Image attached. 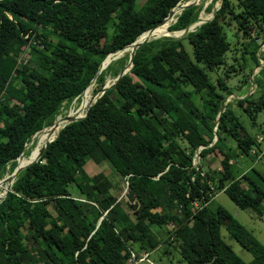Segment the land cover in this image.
<instances>
[{
	"label": "trees",
	"instance_id": "16d2710c",
	"mask_svg": "<svg viewBox=\"0 0 264 264\" xmlns=\"http://www.w3.org/2000/svg\"><path fill=\"white\" fill-rule=\"evenodd\" d=\"M184 1L0 0V178L63 103L116 76L128 60L123 47L140 32L177 7L160 28L183 29L136 46L85 115L59 127L15 174L0 199V264H130V247L146 252L142 259L154 251L161 264H264V243L209 205L221 190L264 219V171H232L238 156L264 151L255 138H264V0L208 3L211 15L190 29L202 2L177 6ZM37 29L45 50L31 40ZM60 31V46L47 41ZM102 160L125 181L120 198L108 176L89 168Z\"/></svg>",
	"mask_w": 264,
	"mask_h": 264
},
{
	"label": "rangeland",
	"instance_id": "374dc122",
	"mask_svg": "<svg viewBox=\"0 0 264 264\" xmlns=\"http://www.w3.org/2000/svg\"><path fill=\"white\" fill-rule=\"evenodd\" d=\"M142 1L143 0H135L136 6H139L142 3ZM188 1H191V0H188ZM194 2L195 3L202 2V6H201V8L198 12V15H197L198 19L194 21V25H195V24H198L201 20L206 19L207 17H209L211 15V11L204 10V6H206L208 3H211L212 7L216 8L218 6L219 0H194ZM169 16L170 15H168V17ZM173 19H174V17H173ZM193 26L190 25L189 28H192ZM179 32H180V30L169 31L167 29V32L161 33L160 35H163V34L175 35V34H178ZM158 35L159 34L149 35V37L150 36H158ZM63 37H64V35L61 31H60L59 36L56 35L55 33H50L47 36V41L53 45L60 46L63 42V39H64ZM31 40H32V42H34V44H36V46L38 48L44 49V47H43V44H44L43 43V36H42V32L40 29L35 30V32L33 33L32 37H31ZM258 48H260V49L264 48V40H261V41L259 40ZM122 52H123V50H116L115 52L109 53L108 55H111V57H108L107 60L103 61V64L106 63L108 60L115 59L116 57L120 56L122 54ZM26 56H27V51L24 48L23 51L21 52V54L19 53V55L17 57L18 62H21V61L25 62ZM257 68H258L257 66H254L253 72L256 71ZM104 77H105L104 83H107V84L115 79V76L113 77L112 74H110V73H106ZM250 77H251V75H250ZM261 85H262V83L259 82L258 86H261ZM87 86H89V88H90V94H92V99L95 98V96L99 93L101 86L96 84L93 80ZM253 87H254V84H250V85L246 86V88L248 90L247 92H251ZM241 88L243 89L244 85ZM234 94L235 93L227 94L225 96V100L232 98L233 96H235ZM80 98H81V94L77 98L74 97L70 101L63 103L59 109V112L56 114V116H63L66 113H68L67 111L69 110V108L77 106V103L79 102ZM79 107L80 106H78V108ZM78 108L76 109V111L78 110ZM84 110H85V108H84ZM76 111H75V113H76ZM56 116H55V118H56ZM258 120H260V117H258ZM45 129H48V126H46ZM40 131H42V130H40ZM40 131H36L35 133L32 134L30 139L24 144L23 151L19 156H21V155L27 156L28 155L29 149L35 143L34 140L36 138V134ZM255 138H256V140L261 141L260 145H264V138H261L260 134H257L255 136ZM35 154H34V156H35ZM214 154H215V157H213V158H212V155H209V154L206 156V160L209 163L210 167L218 166L219 152L215 151ZM19 156H17V157H19ZM197 159H198V157L196 158V160ZM88 165H89V168L91 171H102L106 176H108L112 180V182H113L112 183V192L114 194H116L117 198H120L122 193L125 190V181L123 178H121L113 170L111 165L106 160H102L98 164L91 163ZM251 165H253L254 167L264 171V151L260 152V154H258L257 158L252 157V156H246V155L238 156L232 163V171L235 175H237ZM9 173L10 172H8V171L5 172V174H3L2 177H4L6 174H9ZM241 183L244 184L243 181ZM3 189H2V191H3ZM218 204L223 206L224 208H226L228 210V212H230L238 221H240L246 228L251 230L252 233L257 237V239H259L261 242L264 243V219L263 218L257 217L255 215V213L249 209L237 207L233 203V201L221 190L216 192L212 196V199H211L209 205L211 208H213L215 205H218ZM221 234L223 235L224 239L231 245V248L233 249V251L235 253H237L240 257H242L244 260H248L251 257L250 252L245 250L244 248H242L234 239H232L230 237L225 238V231L223 229L221 230ZM134 250L135 249L133 247H130V251L133 252V254H134L133 256H131V261L133 263H130V264H161L159 261H157L155 259V255H154L155 252L154 251L150 252L146 259H142L144 257V255L142 254L144 251H140L136 254V253H134ZM171 264H184V262H180V261H177V259H173Z\"/></svg>",
	"mask_w": 264,
	"mask_h": 264
},
{
	"label": "water",
	"instance_id": "95a60500",
	"mask_svg": "<svg viewBox=\"0 0 264 264\" xmlns=\"http://www.w3.org/2000/svg\"><path fill=\"white\" fill-rule=\"evenodd\" d=\"M192 3H195L194 2V0H191V1H184V2H182V3H180V4H178V6L180 7V8H182L183 6H186V5H189V4H192ZM177 4V3H176ZM175 4V5H176ZM170 12H171V8L169 9V11L167 12V14L165 15V17H163L158 23H156V24H154V25H152V26H150L149 28H147V29H145L144 31H142V32H140L138 35H137V37L134 39V40H132L131 42H129L128 44H126L124 47H123V49H127L128 50V60H127V63L122 67V69L116 74V76H115V79H117L128 67H129V65L131 64V57H132V54H133V51H134V49H135V47L136 46H138L140 43H142L143 41H145V40H147L148 38H149V35H144V36H141V34L143 33V32H145V31H147V33H149V32H151L159 23H161L165 18H167L168 17V15L170 14ZM190 25H194V21L193 22H191L190 23ZM189 25V26H190ZM189 26H188V29H190L189 28ZM183 32V29H181L180 30V32L178 33V34H180V33H182ZM178 34H175V35H178ZM150 37H156V36H150ZM123 49H118V50H123ZM113 52H115V51H113ZM110 53H112V52H110ZM108 55V54H107ZM106 55V56H107ZM105 56V57H106ZM105 57L101 60V62L99 63V65H98V70H100L103 66H105V64L109 61H107L106 63H102L103 62V60L105 59ZM91 82V81H90ZM89 82V83H90ZM114 81H111L110 83H104L102 86H101V88H100V90H99V93L97 94V95H99L102 91H103V89L105 88V87H107V86H109V85H111L112 83H113ZM93 100H94V98H93ZM88 106H89V104L86 106V108H85V110H84V112H83V114H81V115H74V114H71V113H66L65 115H63V116H60L59 118H54L53 119V121L49 124V125H47L48 127H50V131H52L53 129H54V127H57V126H59V127H61L64 123H66V122H68V121H70V120H73V119H76V118H79V117H82L83 115H85V113H86V110H87V108H88ZM46 126H43L42 128H40L38 131H40V130H43V128H45ZM58 127V128H59ZM57 128V129H58ZM55 135V134H54ZM54 137V136H53ZM53 137H51V138H47L44 142H43V144H42V146L40 147V149H39V152H38V154L37 155H35V156H33V158H31V159H29V160H27L25 163H23V164H21V163H18V161L16 160V164L14 165V167H13V169L11 170V172L9 173V177H10V181L8 182V184L6 185V187L4 188V190L2 191V194H1V196H0V199L3 197V195L5 194V192H6V190L8 189V187L10 186V183H11V181L13 180V178L15 177V174L21 169V168H23L24 166H26L27 164H29L30 162H32V161H34V160H36L37 158H38V156L41 154V152L43 151V149L45 148V146H46V144H47V142L49 141V140H51ZM24 147V146H23ZM22 151L23 150H21V152H20V154L22 153ZM19 154V155H20ZM18 157H16V159H17ZM195 158V159H194ZM193 158V161H192V163L193 164H195L196 163V158H197V156H195ZM2 178L3 177H1L0 178V180H2Z\"/></svg>",
	"mask_w": 264,
	"mask_h": 264
},
{
	"label": "bare ground",
	"instance_id": "6f19581e",
	"mask_svg": "<svg viewBox=\"0 0 264 264\" xmlns=\"http://www.w3.org/2000/svg\"><path fill=\"white\" fill-rule=\"evenodd\" d=\"M178 4H180V3H178ZM178 6V5H177ZM179 10H178V7H177V9H176V11H175V13L176 12H178ZM174 13V14H175ZM174 14L171 16V17H168V18H166L165 20H163L161 23H159L151 32H149V33H147V32H145V33H142L141 34V36H144V35H157V34H161V33H165V32H167V31H165V30H163V29H161L160 27H161V25L162 24H164V23H170V21L171 20H173V17H174ZM176 16V15H175ZM108 58V57H107ZM107 58L105 59V60H107ZM104 60V61H105ZM88 89V88H87ZM86 89V90H87ZM85 92V91H84ZM83 92V93H84ZM82 93V94H83ZM81 94V95H82ZM93 99H92V94H90V88H89V90L83 95V96H81V98H80V100H79V102L77 103V106L76 107H71V108H69V110L67 111V112H69V113H71V114H74V115H79V113L84 109V108H86V106L92 101ZM78 106H80L79 108H78ZM78 108V110L76 111V109ZM75 111H76V113H75ZM60 116H56V118H59ZM59 126H57V127H54V129L52 130V131H50V127H48V129H43L42 131H40L41 132V135L39 136V138H37L36 140H34V145L29 149V151H28V155L26 156V155H21L20 157H18V163H21V164H23V163H25L27 160H29V159H31V158H33V156H34V154L36 153V151L39 149V147L43 144V142L47 139V138H51V137H53L54 136V134H55V132H56V130H57V128H58ZM49 136V137H48ZM10 181V177H9V174H6L3 178H2V180H0V196H1V194H2V189L4 188V187H6V185L8 184V182ZM4 190V189H3Z\"/></svg>",
	"mask_w": 264,
	"mask_h": 264
},
{
	"label": "built area",
	"instance_id": "2783aa9c",
	"mask_svg": "<svg viewBox=\"0 0 264 264\" xmlns=\"http://www.w3.org/2000/svg\"><path fill=\"white\" fill-rule=\"evenodd\" d=\"M142 254H143V255H144V257H145V255H146V252H143ZM133 255H134V254H133V252H131V256H133ZM144 257H143V258H144Z\"/></svg>",
	"mask_w": 264,
	"mask_h": 264
}]
</instances>
